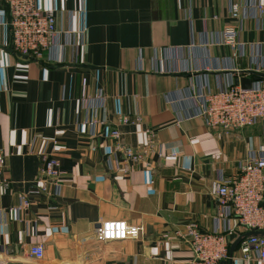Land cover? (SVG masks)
Listing matches in <instances>:
<instances>
[{
	"label": "crops",
	"instance_id": "obj_1",
	"mask_svg": "<svg viewBox=\"0 0 264 264\" xmlns=\"http://www.w3.org/2000/svg\"><path fill=\"white\" fill-rule=\"evenodd\" d=\"M241 1L35 0L53 10L58 31L74 36L30 61L10 52L0 0V183H7L5 192L0 186V262L191 264L189 224L222 235L229 249L238 242L242 231L232 215L214 219L209 188L261 150L263 129L211 130L191 117L188 96L203 83L216 91L255 72L264 30L251 18L230 17V6ZM227 28L238 31L232 46L222 43ZM112 129L122 144L149 145L151 153L109 171ZM52 140L57 147L46 150L60 163L58 197H32L28 210L7 219L3 212L33 186L38 153ZM103 221L143 232L97 244L93 231ZM35 245L43 247L41 259L29 254ZM233 256L223 264H257L255 256L240 261L236 247Z\"/></svg>",
	"mask_w": 264,
	"mask_h": 264
},
{
	"label": "built area",
	"instance_id": "obj_2",
	"mask_svg": "<svg viewBox=\"0 0 264 264\" xmlns=\"http://www.w3.org/2000/svg\"><path fill=\"white\" fill-rule=\"evenodd\" d=\"M2 1L8 10L9 48L14 55L42 61L50 49L63 47L60 45L61 37L68 43L73 40L74 32L58 31L53 10L39 9L35 0ZM229 14L233 20L239 22L251 18L264 30V0H242L230 6ZM237 34L238 31L232 28L225 29L222 43L234 45ZM255 52L261 59H255L256 68L252 70L264 73V42ZM188 99L194 107L191 117L202 119L207 128L228 134L260 124L264 141V79L254 83L249 90H243L229 82L216 91H208L203 83L197 89H190ZM123 123H129V119L125 117ZM108 139L112 143L110 156L114 160L113 163L108 160L109 171L114 170V167L111 169L112 166L118 169L120 164L124 165L126 162L138 163L151 153L149 145L142 149H132L122 144L115 129L109 131ZM48 144L51 150L57 147L54 140L44 142V148L38 153L41 167L34 184L18 197L16 206L3 212L7 219H12L14 213L28 210L32 197L46 201L58 197L62 172L58 158L46 150ZM119 171L125 172L121 168ZM0 186L4 192L7 190L6 182L2 181ZM209 195L215 199L214 219L232 215L242 231L236 245L238 259L243 263H251L255 256L257 264H264V237L245 236L251 231L264 234V146L239 166L236 175L213 181ZM49 209L57 208L51 206ZM142 232V226L129 225L125 221H103L95 226L92 238L97 244L121 242L136 240ZM184 237L187 238L192 252L191 264H223L235 259L233 255L229 257V244L218 233H203L196 225L189 224L184 228ZM29 254L41 259L42 245L32 246ZM0 264L6 262L1 261Z\"/></svg>",
	"mask_w": 264,
	"mask_h": 264
},
{
	"label": "water",
	"instance_id": "obj_3",
	"mask_svg": "<svg viewBox=\"0 0 264 264\" xmlns=\"http://www.w3.org/2000/svg\"><path fill=\"white\" fill-rule=\"evenodd\" d=\"M23 59H28V57H24V56H20ZM31 61V59H29ZM246 74H250L252 75L251 78H234L232 80V83L234 86H239L241 89L243 90H249L252 88L253 84L264 79V73H258V72H252V71H247ZM250 235H261L264 237V234L261 232H255V231H251L245 234V236H250ZM239 241V240H238ZM237 243L231 245L230 249H229V257H232L233 255V251L236 247Z\"/></svg>",
	"mask_w": 264,
	"mask_h": 264
}]
</instances>
